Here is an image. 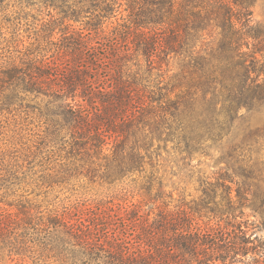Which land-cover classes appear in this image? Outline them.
Listing matches in <instances>:
<instances>
[{"label":"trees","instance_id":"16d2710c","mask_svg":"<svg viewBox=\"0 0 264 264\" xmlns=\"http://www.w3.org/2000/svg\"><path fill=\"white\" fill-rule=\"evenodd\" d=\"M253 1L21 0L47 11L33 34L59 45L51 55L9 48L2 106L37 110L50 141L95 176L143 174L157 213L133 222L125 211L116 223L93 207L86 224L72 217L81 215L76 206L0 211V264L37 253L65 264H264V239L247 212L264 226V124L242 122L264 111V23ZM19 30L0 42L20 43ZM214 146L227 165L198 170V195L176 198L162 152L192 166ZM15 224L36 235L38 249L10 237Z\"/></svg>","mask_w":264,"mask_h":264},{"label":"rangeland","instance_id":"374dc122","mask_svg":"<svg viewBox=\"0 0 264 264\" xmlns=\"http://www.w3.org/2000/svg\"><path fill=\"white\" fill-rule=\"evenodd\" d=\"M252 10L255 20L264 23V0H254ZM46 13V10L41 12L38 6L23 4L21 0H0V39L12 41L14 33L19 28V38L22 39L20 43L0 42V64L7 59L9 48L18 53V50L38 48L41 51L46 47L47 55L53 54L59 43H47L33 34L41 28L43 19L51 17ZM59 37L60 34H56L53 40H59ZM177 65V61H171L172 71H177ZM2 92L0 88V94ZM2 105L4 103L1 101L0 211L15 215L16 212L32 209L42 210L43 214L47 215L52 209L61 210L66 206H76L81 215L72 217L80 216L85 219L86 224H90V217L93 216L87 210L93 207H97L98 213L103 216H107L108 213L116 214L114 217L116 223H119L118 217L125 211L131 212L129 218L133 222L137 221L136 218L139 216L152 219L157 213V209H152L145 191L141 188L143 174L136 173L115 182H108L99 175L95 176L88 171V162L76 160L60 149L59 144L50 141L51 137L50 139L47 137V124L37 110H30L17 103L11 106ZM242 122L253 126L263 125L264 111L247 112ZM261 143L262 145L258 146L259 153L264 159V138ZM211 153L212 158L197 157L193 160L192 166H185L178 159V155L163 151L162 157L165 159L161 171L165 174L167 190H174L176 198L184 196L186 201L194 199L198 195V177L202 173L209 175L218 165L222 167L227 165V162L221 159L220 148L214 146ZM247 212L259 225L258 235L264 239V226L260 224V216L255 215L250 209ZM103 216L100 218L101 221H107ZM13 227L15 228L10 237L29 240L28 244L32 249L39 248V243L33 238L36 235H27L22 225L16 227L15 224ZM31 231L34 229L31 228ZM34 255L37 258H22L15 255L13 263L65 264L47 253L42 256L38 253ZM8 259V256H5L3 264L9 263Z\"/></svg>","mask_w":264,"mask_h":264}]
</instances>
